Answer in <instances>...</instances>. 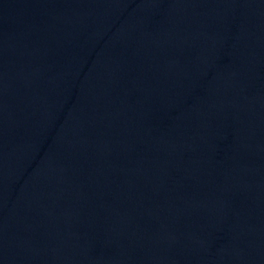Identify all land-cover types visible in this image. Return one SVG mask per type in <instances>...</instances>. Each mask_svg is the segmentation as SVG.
I'll return each instance as SVG.
<instances>
[{"label":"water","instance_id":"water-1","mask_svg":"<svg viewBox=\"0 0 264 264\" xmlns=\"http://www.w3.org/2000/svg\"><path fill=\"white\" fill-rule=\"evenodd\" d=\"M0 264H264V0H0Z\"/></svg>","mask_w":264,"mask_h":264}]
</instances>
